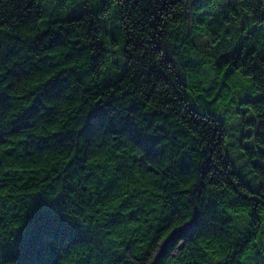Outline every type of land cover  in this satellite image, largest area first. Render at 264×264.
I'll list each match as a JSON object with an SVG mask.
<instances>
[{
  "label": "trees",
  "instance_id": "trees-1",
  "mask_svg": "<svg viewBox=\"0 0 264 264\" xmlns=\"http://www.w3.org/2000/svg\"><path fill=\"white\" fill-rule=\"evenodd\" d=\"M105 12L0 0L11 54L0 71L12 82L0 235L13 239L42 199L82 225L57 264L264 263V82L247 72L264 28L241 0H127ZM129 47L145 55L132 60ZM100 108L119 119L89 128ZM197 213L193 232L184 221Z\"/></svg>",
  "mask_w": 264,
  "mask_h": 264
},
{
  "label": "snow or ice",
  "instance_id": "snow-or-ice-1",
  "mask_svg": "<svg viewBox=\"0 0 264 264\" xmlns=\"http://www.w3.org/2000/svg\"><path fill=\"white\" fill-rule=\"evenodd\" d=\"M40 2V0H38ZM46 3L47 0H44ZM72 8H75L77 4L82 8H88L93 17L98 20L109 19L111 14L106 13L105 9L110 8L119 11L124 5L127 4V0H76V3H72V0H68ZM241 7L248 16H253L258 21V26L264 28V0H249L247 4L241 0ZM239 15V12H237ZM103 39V37H101ZM129 45H133V40H128ZM121 49L125 45H119ZM129 58L136 60L137 57H143L144 52H138L133 55V48H128ZM11 54L4 52L0 49V67L4 66L5 61ZM259 59H253L252 64L256 67H249L247 72H251L264 82V51L258 53ZM105 71H115L113 68L105 69ZM247 75V73H245ZM251 79V77H248ZM7 80V76L4 71H0V112H6L10 105L8 96L5 95V91L8 88V84L12 83ZM119 116L116 112H106L103 108L94 112L89 117V128L99 127L106 120H117ZM127 131L133 136H141V133L136 131L134 127L125 123L123 125ZM145 127L144 131L147 132ZM88 129H86L87 131ZM145 142L150 138L149 135L141 137ZM146 148L150 150V146L146 143ZM264 148V143L260 145ZM187 151V149H185ZM179 160V157H177ZM187 166V165H186ZM195 183V181H193ZM227 187V186H225ZM223 191V190H221ZM198 207V206H194ZM184 224L188 225L190 231H197L201 227V214L197 213L195 216H189L188 220L184 221ZM184 225H176V227H183ZM82 225L78 219L71 218L68 214H61L58 209H55L53 205L42 199L36 200L33 204L32 215L28 217L21 229V232L12 233L13 239H9L7 236L0 235V259L10 260L17 259V264H57L59 259L57 253L60 245L64 244L66 239L75 235ZM23 257V259H21ZM226 257H220L225 259Z\"/></svg>",
  "mask_w": 264,
  "mask_h": 264
},
{
  "label": "rangeland",
  "instance_id": "rangeland-1",
  "mask_svg": "<svg viewBox=\"0 0 264 264\" xmlns=\"http://www.w3.org/2000/svg\"><path fill=\"white\" fill-rule=\"evenodd\" d=\"M205 40V39H204ZM197 41L199 42V43H201L202 41H203V37H199L198 39H197ZM261 264H264V263H261Z\"/></svg>",
  "mask_w": 264,
  "mask_h": 264
},
{
  "label": "clouds",
  "instance_id": "clouds-1",
  "mask_svg": "<svg viewBox=\"0 0 264 264\" xmlns=\"http://www.w3.org/2000/svg\"><path fill=\"white\" fill-rule=\"evenodd\" d=\"M0 264H3V260L2 259H0Z\"/></svg>",
  "mask_w": 264,
  "mask_h": 264
}]
</instances>
